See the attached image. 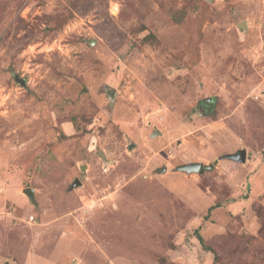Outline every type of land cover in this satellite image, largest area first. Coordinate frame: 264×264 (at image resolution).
Listing matches in <instances>:
<instances>
[{
	"label": "rangeland",
	"instance_id": "obj_1",
	"mask_svg": "<svg viewBox=\"0 0 264 264\" xmlns=\"http://www.w3.org/2000/svg\"><path fill=\"white\" fill-rule=\"evenodd\" d=\"M0 264H264V0H0Z\"/></svg>",
	"mask_w": 264,
	"mask_h": 264
},
{
	"label": "water",
	"instance_id": "obj_2",
	"mask_svg": "<svg viewBox=\"0 0 264 264\" xmlns=\"http://www.w3.org/2000/svg\"><path fill=\"white\" fill-rule=\"evenodd\" d=\"M239 26L241 28H243L244 24L241 22L239 24ZM15 80L17 82H19L20 84L25 83V80L18 77L17 75H15ZM154 134H157V132H155ZM99 156H102L103 158H105V155L102 152H99ZM221 158H228V159H231V160L236 161V162H245L246 161V150L244 148L238 149L237 151H235L233 153H228V154L221 156ZM216 162H217V160H214L213 163H209V164H204V163L198 162V161L197 162H189V163H185V164L178 166V170L186 171L188 173H190V172L202 173L205 170H209V169L213 168L214 163H216ZM78 184H80V181L78 179H76L75 182L72 184V187L76 186ZM23 191L30 198L33 197V189L32 188H25Z\"/></svg>",
	"mask_w": 264,
	"mask_h": 264
},
{
	"label": "trees",
	"instance_id": "obj_3",
	"mask_svg": "<svg viewBox=\"0 0 264 264\" xmlns=\"http://www.w3.org/2000/svg\"><path fill=\"white\" fill-rule=\"evenodd\" d=\"M202 106L206 109V108H207V103H202ZM203 112H204L205 114H208L207 110H204ZM216 206H218V205H214V206H212L211 208L216 207ZM196 237H197V239L199 240V242H200L201 244H203L202 237L200 236V234L196 233Z\"/></svg>",
	"mask_w": 264,
	"mask_h": 264
}]
</instances>
